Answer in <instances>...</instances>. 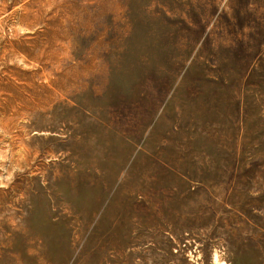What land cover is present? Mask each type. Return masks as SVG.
<instances>
[{
    "label": "rangeland",
    "instance_id": "rangeland-1",
    "mask_svg": "<svg viewBox=\"0 0 264 264\" xmlns=\"http://www.w3.org/2000/svg\"><path fill=\"white\" fill-rule=\"evenodd\" d=\"M0 264H264V0H0Z\"/></svg>",
    "mask_w": 264,
    "mask_h": 264
}]
</instances>
